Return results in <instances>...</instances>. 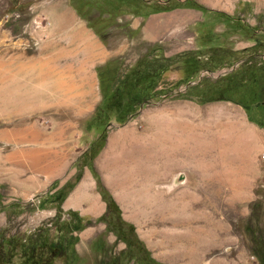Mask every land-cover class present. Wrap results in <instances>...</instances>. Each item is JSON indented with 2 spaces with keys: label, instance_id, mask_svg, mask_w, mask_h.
I'll return each instance as SVG.
<instances>
[{
  "label": "rangeland",
  "instance_id": "rangeland-1",
  "mask_svg": "<svg viewBox=\"0 0 264 264\" xmlns=\"http://www.w3.org/2000/svg\"><path fill=\"white\" fill-rule=\"evenodd\" d=\"M62 1L0 0V243L5 242L0 264H21L22 245L35 240L38 227L53 218L58 208L49 237L61 234L64 242L69 236L78 240L68 243L65 255L54 264H149L150 257L162 264H260L264 258V124L250 121L244 108L231 101L178 97L188 85L203 77L216 78L230 68L203 70L166 93L159 87L125 119L118 120L116 109L110 108L97 120L101 94L96 67L100 64L79 66L85 59L84 45L73 34L68 52L60 54L57 10ZM64 1L70 15L89 27V15L107 18L108 23L160 16L167 23V37L154 51L165 56L188 49L210 53V45L202 47L196 40L221 32L223 14L251 25L264 21V0H195L206 10L183 7L148 15L144 13L149 7L140 9V15L122 13L135 7L119 0ZM84 11L86 16L80 14ZM107 30L116 42L113 47L102 42L107 50L132 60L142 51V42L127 35L132 31L135 35L134 28L125 33L112 26ZM237 37L230 41L235 49L253 44ZM104 130L102 149L83 157ZM186 132L191 135L193 156H182L188 163L172 168L149 189V198L156 191L168 198L177 195L178 206L159 209L150 199L137 207L134 202L139 199L133 192L148 182L144 169L167 164L166 136L185 139ZM179 173L186 178L180 184ZM76 177L58 207L51 202L39 207ZM83 183L88 184L86 197L68 204ZM121 190L131 191L132 198L121 199ZM182 190L195 197L180 195ZM93 201L99 209L91 206ZM174 216L177 223L169 219ZM120 218L134 226L133 233ZM136 236L146 252L139 248ZM127 246L132 254L125 251Z\"/></svg>",
  "mask_w": 264,
  "mask_h": 264
},
{
  "label": "trees",
  "instance_id": "trees-1",
  "mask_svg": "<svg viewBox=\"0 0 264 264\" xmlns=\"http://www.w3.org/2000/svg\"><path fill=\"white\" fill-rule=\"evenodd\" d=\"M119 2H125L127 7L133 3L134 11L121 10V12L134 15H140L139 10L143 7L150 9L144 15L183 7L206 10L195 0H119ZM85 13L84 11L80 14L86 16ZM223 16L225 26L221 32L205 34L196 40L202 47L210 45L208 54L200 49H188L171 56H165L154 51L159 45L158 42H144L142 51L133 60L127 55H118L98 65L96 73L101 100L95 118L100 120L105 112L110 108H115L117 119H125L135 112L137 106L158 92L159 87L166 93L188 83L203 70L213 72L222 68H231L216 78L203 77L196 84L188 85L184 92L178 94V97L194 98L200 102L231 101L244 108L250 121L263 125L264 21L251 25L241 18H235L228 14H223ZM87 20L90 27L107 47L116 45V42H112L108 28L116 27L124 33L132 30L129 21L108 23L107 18L99 15H89ZM104 22L106 24L103 25ZM127 35L128 37L134 36V31ZM233 35H238L239 40L252 41L253 44L242 49H235L230 42ZM171 75H174L175 78L171 79ZM104 140L105 130L84 151L83 157L97 154L102 149ZM77 180L78 177L73 182L66 181L54 193L48 195L49 200H42L39 207H44L46 202H51L52 205L57 203L58 207ZM112 204L116 207L113 200ZM106 211L109 214L108 207ZM59 212L58 208V213L53 218L38 227V233L32 243L22 245L21 264H54L56 258L65 255L67 244L72 243L73 245L78 240L77 236H69L65 243L61 234L49 237V232L57 223ZM120 221L127 225L129 231L133 233L134 226L132 224L126 223L122 219ZM86 224L78 230L84 228ZM136 242L139 248L142 247L146 252L138 237ZM9 243L11 240H8L7 244ZM4 244V241L0 243L1 249ZM125 251L133 253L129 246ZM149 264L162 263L150 257ZM260 264H264V258L260 260Z\"/></svg>",
  "mask_w": 264,
  "mask_h": 264
},
{
  "label": "crops",
  "instance_id": "crops-1",
  "mask_svg": "<svg viewBox=\"0 0 264 264\" xmlns=\"http://www.w3.org/2000/svg\"><path fill=\"white\" fill-rule=\"evenodd\" d=\"M57 13V27L59 29L58 39L60 40L58 44H60L61 46L60 54H62V56L66 55V53L68 52L67 47L70 39L69 37L72 34L73 36H75L74 38H76L78 42L84 45L85 59H83L84 62H82L79 66L88 67L90 63L94 64L95 62L97 64H102L108 59L122 54L119 51H116L114 53L113 50L109 51L104 48L102 40L100 41L98 39L93 29L88 26L87 22L80 19L79 17H72V15H70V6L66 4L64 0L61 2L60 8L57 10ZM135 19H139L140 21ZM194 21L196 20H193L192 22ZM190 23L188 22V25ZM130 27L136 30V34L133 36V39L136 41L138 40L137 42H160L166 40L167 37V23L165 21H162L160 16L151 17L150 15L144 21L140 17L132 18L130 20ZM180 27L182 28V23H180ZM58 80H60V78ZM59 84H61V82H59ZM73 200L74 198L71 197L68 204L72 203Z\"/></svg>",
  "mask_w": 264,
  "mask_h": 264
},
{
  "label": "bare ground",
  "instance_id": "bare-ground-1",
  "mask_svg": "<svg viewBox=\"0 0 264 264\" xmlns=\"http://www.w3.org/2000/svg\"><path fill=\"white\" fill-rule=\"evenodd\" d=\"M80 67L83 68L85 66H80ZM184 134L187 136V138H185V139H180V138H178L176 136H172V135L166 136V143L168 144L167 150H166V156H167V160H168L167 164H164L162 166H158L155 169L153 166L151 168H145L144 169L143 172H144L145 176L143 178L147 179L148 182L146 183V185L143 188L140 187V185H139L138 191L133 192V194H134L133 197L137 196L139 199V202H136V203L134 202V204L137 207H138V204L139 205L140 204L141 205L147 204L150 201V199H152L154 201V203L158 205L157 208H159V209H167V210L170 209V210H172V209L176 208V206H178L177 201H176L177 195L175 197L168 198V197H165V196L159 194L156 191L157 193L155 192L154 196H150V198H149V189L152 188L153 184L158 179H160L162 176L165 177L166 174H169L168 172H170L172 168L178 167V166L180 167L181 165H185V163L187 161L185 160V162H184L183 161L184 159H182V156L185 157L187 155L188 156L187 158H189V157L191 158L193 156L192 155L193 149H192L191 135L188 134L187 132ZM189 165H190V161H189ZM174 170H175V168H174ZM177 176L178 177L176 178V180L179 182V184L183 183L186 180L183 173H179ZM87 188H88V184H83L80 187V189L76 192V195L73 196V198L74 199L75 198L76 199H78V198L82 199L84 196L86 197L85 194H86ZM179 194L182 196H186L188 198H194L195 197L194 193L189 192L187 190H185V191L182 190ZM119 195H120L121 199L127 198V197L130 199L132 198L131 191L121 190ZM92 205L98 209L100 208V206L98 205V203L96 201H93L91 206ZM173 218H169L170 221H172L173 223H177L176 221H178V218L176 216H174ZM222 264H228V263L225 261Z\"/></svg>",
  "mask_w": 264,
  "mask_h": 264
},
{
  "label": "water",
  "instance_id": "water-1",
  "mask_svg": "<svg viewBox=\"0 0 264 264\" xmlns=\"http://www.w3.org/2000/svg\"><path fill=\"white\" fill-rule=\"evenodd\" d=\"M230 69H231V68H230ZM230 69H229V70H230ZM218 75H219V73H215V74H213V76H218Z\"/></svg>",
  "mask_w": 264,
  "mask_h": 264
},
{
  "label": "flooded vegetation",
  "instance_id": "flooded-vegetation-1",
  "mask_svg": "<svg viewBox=\"0 0 264 264\" xmlns=\"http://www.w3.org/2000/svg\"><path fill=\"white\" fill-rule=\"evenodd\" d=\"M121 219V218H120Z\"/></svg>",
  "mask_w": 264,
  "mask_h": 264
}]
</instances>
